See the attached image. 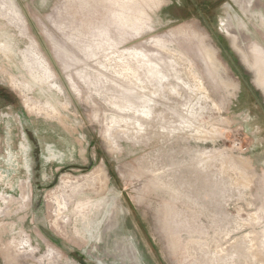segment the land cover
<instances>
[{
	"label": "rangeland",
	"instance_id": "374dc122",
	"mask_svg": "<svg viewBox=\"0 0 264 264\" xmlns=\"http://www.w3.org/2000/svg\"><path fill=\"white\" fill-rule=\"evenodd\" d=\"M254 69L264 0H0V264H264Z\"/></svg>",
	"mask_w": 264,
	"mask_h": 264
},
{
	"label": "bare ground",
	"instance_id": "6f19581e",
	"mask_svg": "<svg viewBox=\"0 0 264 264\" xmlns=\"http://www.w3.org/2000/svg\"><path fill=\"white\" fill-rule=\"evenodd\" d=\"M224 28L229 32V33H231V34H233V35H236L235 34V32H234V30H232L231 28L230 29H228L229 28V26H227V24H225L224 25ZM239 50L243 53V54H245L246 53V50L243 48V47H241V46H239ZM256 72H257V77H258V79L259 80H261L262 81V83H259V85L261 86V87H263L264 88V77H263V72H262V74L258 71V70H256V69H254ZM261 70V69H260ZM263 71V70H262ZM263 79V80H262Z\"/></svg>",
	"mask_w": 264,
	"mask_h": 264
},
{
	"label": "flooded vegetation",
	"instance_id": "af4514ba",
	"mask_svg": "<svg viewBox=\"0 0 264 264\" xmlns=\"http://www.w3.org/2000/svg\"><path fill=\"white\" fill-rule=\"evenodd\" d=\"M220 3H222V2L220 1ZM220 3H219V4H220ZM194 6H195V7H194V8H195V10H196V11H198V12H200V11H201V13H200V14L203 16V15H204V14H203L204 8L202 9L199 3H195V5H194ZM199 6H200V7H199ZM199 10H200V11H199ZM203 18L205 19V17H204V16H203ZM0 175H1V174H0ZM10 183H11V182H10Z\"/></svg>",
	"mask_w": 264,
	"mask_h": 264
}]
</instances>
